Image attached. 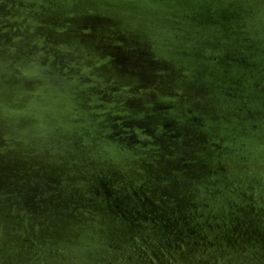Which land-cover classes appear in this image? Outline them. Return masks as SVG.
<instances>
[{
    "label": "water",
    "instance_id": "obj_1",
    "mask_svg": "<svg viewBox=\"0 0 264 264\" xmlns=\"http://www.w3.org/2000/svg\"><path fill=\"white\" fill-rule=\"evenodd\" d=\"M0 264H264V0H0Z\"/></svg>",
    "mask_w": 264,
    "mask_h": 264
}]
</instances>
